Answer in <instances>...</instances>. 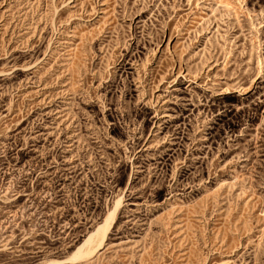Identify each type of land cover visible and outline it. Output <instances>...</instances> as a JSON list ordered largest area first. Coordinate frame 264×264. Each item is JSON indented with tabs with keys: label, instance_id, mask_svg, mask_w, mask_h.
<instances>
[{
	"label": "rangeland",
	"instance_id": "obj_1",
	"mask_svg": "<svg viewBox=\"0 0 264 264\" xmlns=\"http://www.w3.org/2000/svg\"><path fill=\"white\" fill-rule=\"evenodd\" d=\"M0 264H264V0H0Z\"/></svg>",
	"mask_w": 264,
	"mask_h": 264
},
{
	"label": "bare ground",
	"instance_id": "obj_2",
	"mask_svg": "<svg viewBox=\"0 0 264 264\" xmlns=\"http://www.w3.org/2000/svg\"><path fill=\"white\" fill-rule=\"evenodd\" d=\"M113 216H114V211H112L105 219V222L100 227H98L95 235L89 237L87 241L84 243V245L76 251L73 259L75 260L81 259L92 254L93 252L92 245L94 243H97L98 246L102 243L105 233L108 229V226L110 225L113 219Z\"/></svg>",
	"mask_w": 264,
	"mask_h": 264
}]
</instances>
